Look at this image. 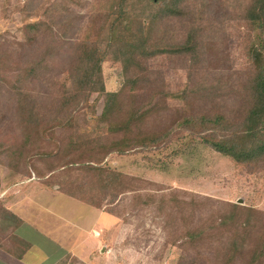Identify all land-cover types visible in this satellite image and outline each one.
Wrapping results in <instances>:
<instances>
[{
  "label": "rangeland",
  "instance_id": "obj_1",
  "mask_svg": "<svg viewBox=\"0 0 264 264\" xmlns=\"http://www.w3.org/2000/svg\"><path fill=\"white\" fill-rule=\"evenodd\" d=\"M109 1L86 0L82 8L73 7L70 15L61 16L57 21L62 13L58 9L59 16L54 17L58 22L54 28L58 53L51 60V67L43 68L42 74L31 85L37 90L40 100L49 101L58 94L54 84L60 81L74 44L89 26L91 10L99 11ZM53 3L63 9L67 7L65 0H0V112L8 118L4 128L9 121L16 122L10 94L13 80L23 65L32 59L38 60L44 49L41 45L43 37L39 44L33 46L25 42L24 25L40 18L47 22L50 17L43 11ZM240 3V0H189L180 17L166 21L165 32L178 41L196 31L200 43L198 59L160 56L145 61V79L149 77L150 82L125 97V105L138 106L149 102L152 94L154 108L142 131L157 135L172 133V139L165 148L159 146L149 152L108 156L105 161L108 165L138 179L132 191L122 193L112 203L107 202L109 198L105 199L103 208L96 209L64 195L37 194L44 186L33 179L34 174L31 179H20L0 165V205L8 210L12 205L18 211L21 209L19 202L24 198H32L42 205L46 203L47 208H52L51 212L48 210L47 214L42 208H33L36 224L31 220L28 224H39L40 227L46 224L42 228L57 236L64 230L70 234L69 240L66 239L67 242L61 246L65 252L57 254L58 251H52L56 252L57 258H63L70 252L77 259L67 258V264L72 259L77 260L73 264H219L216 258L219 252L227 249L228 241L227 230L222 233L217 225L229 214L232 205L252 209L256 221L264 223L262 166L236 165L228 157L201 143L189 150L182 146L186 153L171 155L180 146L179 138L182 136L175 131L176 123L184 117L200 115L213 108L205 97L197 102L188 100V104H184L170 96L166 98V95L198 83L199 88L209 87L211 82L216 83V79L226 86L233 85V91H236L246 75L243 72L249 69L244 54L248 26L241 18ZM137 8L136 12L146 17L147 11ZM101 68L105 91L119 92L125 81L122 65L107 60ZM95 97H91V102ZM102 106L101 99L95 106L98 115ZM70 134V128L59 129L55 139L61 142ZM15 138H19L18 133ZM41 147L46 151L52 148L48 142ZM42 165H39L40 169H44ZM171 197L184 199L187 203L192 201L195 204L192 216L185 214L189 211H180L178 216L171 209L163 212L160 208L162 199ZM145 202L150 204L145 206ZM243 219L241 217L239 221ZM189 229L206 232L204 239L193 247L186 240ZM14 232L12 237H8L0 229V245L15 244ZM39 240L37 245L43 243L48 246L44 239ZM45 252L42 250L40 254ZM30 254L37 259L35 252ZM249 259L250 255L245 254L238 264Z\"/></svg>",
  "mask_w": 264,
  "mask_h": 264
},
{
  "label": "trees",
  "instance_id": "obj_2",
  "mask_svg": "<svg viewBox=\"0 0 264 264\" xmlns=\"http://www.w3.org/2000/svg\"><path fill=\"white\" fill-rule=\"evenodd\" d=\"M65 1V9L54 3L44 9L43 14L50 17L47 22L40 18L24 25L25 42L33 46L43 37L44 49L38 60L23 65L11 84L16 122L9 121L4 128L8 118L0 112V165L20 179H31L34 174L33 179L44 188L102 209L105 199L114 202L122 193L132 191L138 181L108 165L105 162L108 156L165 148L172 139V133L157 135L142 131L154 108L152 94L146 104L124 103L125 97L150 82L149 77L145 79V61L160 56L171 59L189 56L196 60L200 43L196 31L181 41L165 32L166 21L180 17L189 0H110L103 9L91 10L89 26L74 44L60 81L54 84L58 94L42 101L31 85L43 68L51 67L50 62L58 53L59 44L54 36L58 22L54 17L59 16L58 9L62 13L57 21L70 15L73 7L82 8L86 0ZM240 2L241 18L248 26L244 54L249 69L243 72L246 75L236 91L233 85L226 86L216 79L209 87L199 88L198 83L166 95L184 104L205 97L213 108L176 123L175 131L182 136L180 146L171 153L173 156L201 143L236 165L264 168V0ZM137 7L147 11L146 17L136 12ZM107 60L122 65L125 81L119 92L105 91L101 66ZM93 95L96 97L91 102ZM101 99L103 106L98 115L95 106ZM68 128L70 136L56 141L57 131ZM17 133L19 138H15ZM44 142L52 148L43 150ZM182 146L188 149L183 150ZM162 200L160 208L165 213L167 209L176 216L180 211H189L185 213L187 216L194 213L192 201L187 203L177 197ZM241 217L243 221H239ZM20 225L21 220L0 205L1 233L10 237ZM217 228L222 233L227 230L228 241L227 249L216 258L219 264H238L245 254L250 259L241 264H264V223L256 221L252 209L232 205ZM205 234L189 229L186 233L189 246H195ZM67 258L75 257L66 255L56 264H67ZM72 261L70 264L77 262Z\"/></svg>",
  "mask_w": 264,
  "mask_h": 264
},
{
  "label": "crops",
  "instance_id": "obj_3",
  "mask_svg": "<svg viewBox=\"0 0 264 264\" xmlns=\"http://www.w3.org/2000/svg\"><path fill=\"white\" fill-rule=\"evenodd\" d=\"M42 188L43 190L38 191L37 194H46V195L50 194L52 196L56 194L63 195L58 192H52L51 190H48L44 187ZM24 196L28 197L26 195ZM19 203H21L20 210L18 211L14 210L11 205V208L9 209V211H11L17 218L21 220V225L13 233V239H14L15 244L7 245L4 247V249L0 248V264H56L60 259H62L61 257L57 258L58 257L57 254H61L62 252H65L63 251L61 246L67 242L66 239L69 240L70 234L67 235L68 234L67 230H64L61 232L60 235L57 236L56 233L51 234V232L46 231L42 228V227H46L47 226L46 224H43L41 227L39 226V224L37 226L35 225L36 216H35V210L33 208H42L43 211L48 214V212L52 209V208H47L48 204L44 203V205H42L41 202H37L33 200L32 198L29 200L24 198V200H22ZM28 220L35 222V224H33V226H30L28 224ZM71 232L73 231L71 230ZM39 239H42V240L44 239L45 243H47L48 246L46 247L45 245H43V243H42L43 246L37 245V244H40V243H37ZM42 250H45L47 253L45 252L41 255L40 253ZM52 251H58L59 253L58 252L57 254L56 252L52 253ZM32 252H35L38 255L37 259H33L31 257L30 253ZM67 254L70 255L72 253L69 252V253H65L64 255H67ZM71 256L74 257L75 255L72 254ZM75 258H77V256Z\"/></svg>",
  "mask_w": 264,
  "mask_h": 264
},
{
  "label": "water",
  "instance_id": "obj_4",
  "mask_svg": "<svg viewBox=\"0 0 264 264\" xmlns=\"http://www.w3.org/2000/svg\"><path fill=\"white\" fill-rule=\"evenodd\" d=\"M240 203V202H239Z\"/></svg>",
  "mask_w": 264,
  "mask_h": 264
}]
</instances>
